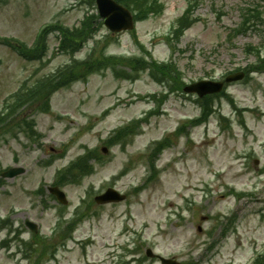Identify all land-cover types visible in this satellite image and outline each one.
Listing matches in <instances>:
<instances>
[{
    "label": "rangeland",
    "instance_id": "obj_1",
    "mask_svg": "<svg viewBox=\"0 0 264 264\" xmlns=\"http://www.w3.org/2000/svg\"><path fill=\"white\" fill-rule=\"evenodd\" d=\"M162 2L165 12L139 22L136 35L154 59L168 64L158 69L175 84L219 80L254 65L257 57L246 52L247 46L264 54V22H257L245 35L236 33L249 9L260 8L255 14L262 17L263 0H202L196 13L200 20L184 32L180 43L171 44L173 56L164 37L168 31L176 36L173 30H182L180 24H187L180 21L189 0ZM88 11L98 13L91 0H0V39H17L33 46L48 24L79 27ZM91 23L95 26L96 20ZM99 29L97 39L112 36L106 54L143 55L132 32L112 35L104 26ZM56 38L55 32L46 34L44 44L50 52L37 62L22 59L0 40V108L25 82L29 88L72 63L70 55L56 53ZM95 45L91 40L81 56L87 57ZM111 62L104 61L106 65ZM116 64L119 70L131 72L127 66L132 62L120 60ZM69 79L66 75L48 90L54 91ZM161 91H165L164 86L150 73H143L137 81L118 79L112 71L92 75L88 82L55 93L51 114L32 117L45 135L46 151L41 145L30 144L24 134L19 139L14 131L0 136L2 168L19 162L27 170L18 178L5 179L0 186V221L12 214V230L24 228L25 240H36L25 220L38 223L41 238H53L55 231L60 232L88 203L89 192L101 193L113 186L129 196L124 203L95 208L97 216L80 226L75 238L65 243L66 249H39L20 240H7L15 237L8 227L0 233V264H162L146 256L148 248L182 264H250L256 253L264 250V74L252 75L248 81L244 77L229 87L227 94L243 109L241 112L227 96L216 99L221 111L209 120L208 133L202 126L176 135L179 125L199 116V109L184 94H172L160 107L161 114L141 127L134 141L112 148L106 164L98 166L92 176L79 186L65 188L69 199L66 207L51 197L48 187L55 183L58 170L75 160L84 147H100L115 130L145 118L157 104L153 100L144 103L139 96L160 95ZM107 99L111 101L107 103ZM30 101L23 112L37 106L35 99ZM109 105L113 106L103 118ZM220 113L229 121L222 122ZM16 116L20 120L22 109ZM165 138L173 145L157 161L161 175L158 172L156 181L137 193L150 175L148 155L152 147ZM65 148L64 158L45 166L53 152L57 155ZM126 167L129 172L120 177ZM42 186L45 195L36 193ZM231 189L245 195L236 197ZM229 215L232 221L226 232L219 219ZM198 226L203 227L201 232ZM110 244L117 245L116 263L108 254ZM25 253L32 255L26 258Z\"/></svg>",
    "mask_w": 264,
    "mask_h": 264
},
{
    "label": "trees",
    "instance_id": "obj_2",
    "mask_svg": "<svg viewBox=\"0 0 264 264\" xmlns=\"http://www.w3.org/2000/svg\"><path fill=\"white\" fill-rule=\"evenodd\" d=\"M118 2H120L121 4L125 5L128 8H134L137 11H139L140 13L143 12L142 14L144 15L146 13V15L150 12V8H152V5H155L156 0H117ZM149 5V8H148ZM148 8V9H147ZM93 24L91 22H89V24L86 26V28L84 30H76L74 32L68 33L65 36V43L64 46L67 49H72L73 51L77 50L80 45L85 41L88 40V38L91 37L92 32L94 31V29H92ZM24 52V51H23ZM98 58V59H96ZM95 59H93L92 62L101 64V65H106L104 63L105 60H110L108 58H102L101 57H96ZM261 64H264V60L261 61ZM95 65H89L86 64V68L83 69L84 71H93L95 70L94 68ZM100 68V67H98ZM97 68V69H98ZM134 69H136V67H133ZM79 71V67H71V70L69 71V74L71 75V78L75 77V73ZM61 75H68V73H62ZM63 77V76H62ZM49 82H51V80H45L42 81L40 83V85L42 87L47 86L49 84ZM33 97V96H32ZM37 97H41L44 98V102L45 104V108L48 106L49 103V94H47V92L41 93L40 95L38 94ZM33 99V98H32ZM264 256V255H263ZM264 259L262 256L259 257V259L257 261L260 262V264H264V261L261 262V260ZM255 264H258L259 262H257Z\"/></svg>",
    "mask_w": 264,
    "mask_h": 264
},
{
    "label": "water",
    "instance_id": "obj_3",
    "mask_svg": "<svg viewBox=\"0 0 264 264\" xmlns=\"http://www.w3.org/2000/svg\"><path fill=\"white\" fill-rule=\"evenodd\" d=\"M100 1H101V3H105V4L102 5L103 9L101 8V10H102L101 13L105 17L106 16H110V18L107 20L106 23L111 29L118 30L117 26L119 25V19L117 18V16L119 14H122V13L126 14V16L129 19V22H131V16H129L130 14H129L128 11H126L123 8L119 7L117 4H115L111 0H100ZM237 78H239V77H237ZM228 81H230V79ZM202 90H203L202 92H216V91H220L221 90V85L216 86L215 88H213L211 90L210 89L209 90L208 89H204V88ZM21 172H23V170H13V171H10L7 175L13 177V176H15V175H17V174H19ZM107 196H112V192H109V194H107L106 196L102 197L101 199H106Z\"/></svg>",
    "mask_w": 264,
    "mask_h": 264
}]
</instances>
